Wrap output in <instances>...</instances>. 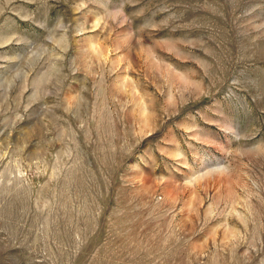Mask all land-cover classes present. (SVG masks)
Here are the masks:
<instances>
[{
	"label": "rangeland",
	"instance_id": "obj_1",
	"mask_svg": "<svg viewBox=\"0 0 264 264\" xmlns=\"http://www.w3.org/2000/svg\"><path fill=\"white\" fill-rule=\"evenodd\" d=\"M0 264H264V0H0Z\"/></svg>",
	"mask_w": 264,
	"mask_h": 264
}]
</instances>
